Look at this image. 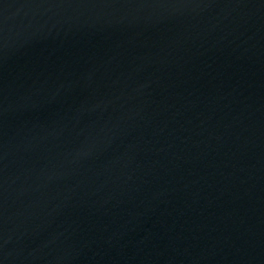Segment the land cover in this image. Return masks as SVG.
<instances>
[{
    "label": "water",
    "instance_id": "95a60500",
    "mask_svg": "<svg viewBox=\"0 0 264 264\" xmlns=\"http://www.w3.org/2000/svg\"><path fill=\"white\" fill-rule=\"evenodd\" d=\"M0 264H264V0H0Z\"/></svg>",
    "mask_w": 264,
    "mask_h": 264
}]
</instances>
